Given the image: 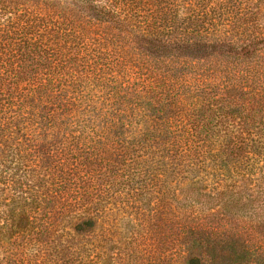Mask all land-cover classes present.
<instances>
[{
  "label": "trees",
  "instance_id": "1",
  "mask_svg": "<svg viewBox=\"0 0 264 264\" xmlns=\"http://www.w3.org/2000/svg\"><path fill=\"white\" fill-rule=\"evenodd\" d=\"M125 261L264 264V0H0V264Z\"/></svg>",
  "mask_w": 264,
  "mask_h": 264
},
{
  "label": "rangeland",
  "instance_id": "2",
  "mask_svg": "<svg viewBox=\"0 0 264 264\" xmlns=\"http://www.w3.org/2000/svg\"><path fill=\"white\" fill-rule=\"evenodd\" d=\"M162 255H166V254H162ZM162 255H161V256H162ZM124 264H128V263L125 261Z\"/></svg>",
  "mask_w": 264,
  "mask_h": 264
}]
</instances>
